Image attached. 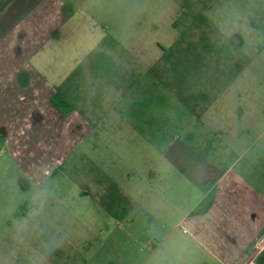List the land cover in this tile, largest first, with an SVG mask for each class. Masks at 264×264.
Listing matches in <instances>:
<instances>
[{
    "label": "rangeland",
    "instance_id": "1",
    "mask_svg": "<svg viewBox=\"0 0 264 264\" xmlns=\"http://www.w3.org/2000/svg\"><path fill=\"white\" fill-rule=\"evenodd\" d=\"M52 6L57 32L29 16L47 39L16 66L0 60L14 93L1 101L0 264H180L193 245L177 221L213 175L177 146L264 190V0L40 5ZM37 87L71 111L65 141L41 96L26 111Z\"/></svg>",
    "mask_w": 264,
    "mask_h": 264
},
{
    "label": "crops",
    "instance_id": "2",
    "mask_svg": "<svg viewBox=\"0 0 264 264\" xmlns=\"http://www.w3.org/2000/svg\"><path fill=\"white\" fill-rule=\"evenodd\" d=\"M2 1L0 0V3ZM55 1L57 0H9L6 5L0 7V60L4 56V60L9 61L12 66H16L18 60L22 62L25 51L27 54L29 51H37L40 48V41L43 42L47 39L40 30L30 34L33 30L30 28L31 23L26 20L29 16H32V19L44 20L46 18L49 22L51 21V24H48V29L51 30L50 36L57 32L58 25L63 24L61 7L54 9L55 6H52L47 11L40 7L43 3L53 4ZM30 35L31 37H29ZM30 43L32 48L29 50ZM7 64L8 62H5L6 67ZM6 72H8L7 68L0 70L1 118L7 113L4 103L1 101L6 100L9 95H14L9 92V87L6 85V81H8ZM52 92L55 93V91ZM16 93L18 100L23 103L22 90ZM35 95L36 97L32 96L33 101L27 105L26 111H33L34 107L39 111L41 96L44 105L43 111L49 114L48 125L52 129L55 139L60 141L63 136L65 141V138L70 136V128H68L67 135L66 131L62 130L66 127L68 114L71 111L62 113L59 108L51 104V93L42 96L38 87ZM23 109L21 108L20 111ZM0 131L6 133L2 121H0ZM222 143L226 148V142ZM208 144V141L203 142V147H207ZM210 145L212 146V144ZM195 147L186 144L177 146L175 148L176 160L186 164L189 163V158H192V162H195L193 167L195 165L196 170L197 165L199 168L204 166V171L213 176L208 180H199L196 190H193L194 199L188 213L177 221V224H185L190 228V234H188L192 238L193 245V249L187 255L179 253V257L182 258L180 264H247L249 258L251 260L255 258L249 255L251 250H256V254L259 255L264 248L263 243L262 247L256 249L257 242L264 240V190L251 189L242 175L232 171L233 164L229 163L231 165L228 167H221L211 163L209 160L207 161L203 152L195 150ZM229 154L232 156L231 152ZM181 158L184 160L182 161ZM50 172L48 166L47 173ZM170 208L176 211L182 210L176 203L172 204Z\"/></svg>",
    "mask_w": 264,
    "mask_h": 264
},
{
    "label": "trees",
    "instance_id": "3",
    "mask_svg": "<svg viewBox=\"0 0 264 264\" xmlns=\"http://www.w3.org/2000/svg\"><path fill=\"white\" fill-rule=\"evenodd\" d=\"M8 1L9 0H3L0 3V7L6 5ZM59 104H61V103H57V104L56 103H53V105L56 106L57 108H59L62 113L68 112V110L63 107L64 105L59 107ZM256 263L257 264H264V248L260 252V254L258 255V257L256 258Z\"/></svg>",
    "mask_w": 264,
    "mask_h": 264
},
{
    "label": "built area",
    "instance_id": "4",
    "mask_svg": "<svg viewBox=\"0 0 264 264\" xmlns=\"http://www.w3.org/2000/svg\"><path fill=\"white\" fill-rule=\"evenodd\" d=\"M247 264H256V263H254V262H249V263H247Z\"/></svg>",
    "mask_w": 264,
    "mask_h": 264
}]
</instances>
